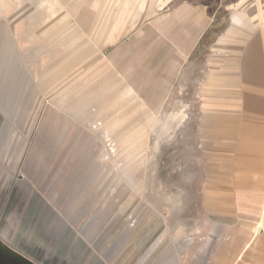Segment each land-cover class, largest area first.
<instances>
[{
    "label": "crops",
    "instance_id": "crops-1",
    "mask_svg": "<svg viewBox=\"0 0 264 264\" xmlns=\"http://www.w3.org/2000/svg\"><path fill=\"white\" fill-rule=\"evenodd\" d=\"M63 4L34 33L47 0H0L1 242L35 264H264V0H69V29ZM195 102L200 156L180 167L204 188L180 214L132 190L100 122L150 121L153 142Z\"/></svg>",
    "mask_w": 264,
    "mask_h": 264
},
{
    "label": "rangeland",
    "instance_id": "rangeland-1",
    "mask_svg": "<svg viewBox=\"0 0 264 264\" xmlns=\"http://www.w3.org/2000/svg\"><path fill=\"white\" fill-rule=\"evenodd\" d=\"M68 1L69 0H64L62 9L64 29H69L70 27L69 21H65L68 15L65 5ZM37 5L38 4H36V6ZM33 6L35 7V5L32 4V7ZM30 11L32 15L34 12H36V16L41 14L40 16L43 18L42 20H44H41V24H39V21L36 23L34 33L39 31L47 33L54 31L56 13L58 15L60 11L59 8H55V0H47V8L45 10L31 8ZM65 43L64 41V44ZM196 95L197 93H195V96ZM118 111H124L122 114H125V112L128 113L131 109L127 107V109L121 108L120 110H112L110 115L108 113L107 116H119L120 114L117 115L116 113ZM174 111V106H171L168 109L165 108L164 112L159 116L158 135L153 137V142L150 137V121L144 120L140 126H136V122L133 119H129V116L131 118L130 114H127L126 118L122 120L101 121L100 123L102 126H99L106 132V145L112 165H114L115 170L121 175L130 179L133 191L139 193L152 203L177 209V213L181 214L183 210L188 213H196V210L200 209L198 198L199 193H203L202 188H204L206 170H199L197 168L182 169L181 167L183 162H194L199 160L200 154L197 152L194 145L200 143V117H202L201 115L204 110H202V106H199L198 102L190 106L187 105L186 111L190 114L192 120L189 121L190 118H188L187 122L182 123L167 136L166 130L162 127V122L166 121L170 116L168 114H172ZM120 116L123 117V115ZM168 122H170L169 124L172 123V121ZM4 123H9V129L14 130L15 139H20L21 145H23V140L26 137L22 134L23 131L21 127H19V122L8 120V122ZM9 134L10 130L8 132V135ZM151 143L154 145L158 143V156H156V154L152 155L149 152ZM200 145H202V142ZM183 146L185 147L184 151H182ZM179 149L180 151L175 154L170 152ZM26 152L27 147H24L23 150L21 146L15 153L14 177L16 179L23 175L22 169ZM202 158L204 159V155H202ZM200 179L201 185L198 183ZM0 203L2 205V201H0ZM178 219L188 220V218L183 217H179ZM0 244H2L1 240ZM30 261H27V263L35 264Z\"/></svg>",
    "mask_w": 264,
    "mask_h": 264
},
{
    "label": "flooded vegetation",
    "instance_id": "flooded-vegetation-1",
    "mask_svg": "<svg viewBox=\"0 0 264 264\" xmlns=\"http://www.w3.org/2000/svg\"><path fill=\"white\" fill-rule=\"evenodd\" d=\"M0 264H28L27 260L13 254L11 248L0 244Z\"/></svg>",
    "mask_w": 264,
    "mask_h": 264
},
{
    "label": "water",
    "instance_id": "water-1",
    "mask_svg": "<svg viewBox=\"0 0 264 264\" xmlns=\"http://www.w3.org/2000/svg\"><path fill=\"white\" fill-rule=\"evenodd\" d=\"M27 261H30V260H28V259H26ZM31 262V261H30ZM32 263V262H31Z\"/></svg>",
    "mask_w": 264,
    "mask_h": 264
},
{
    "label": "bare ground",
    "instance_id": "bare-ground-1",
    "mask_svg": "<svg viewBox=\"0 0 264 264\" xmlns=\"http://www.w3.org/2000/svg\"><path fill=\"white\" fill-rule=\"evenodd\" d=\"M13 251V250H12ZM13 252H15V251H13ZM16 255V254H15ZM17 256V255H16Z\"/></svg>",
    "mask_w": 264,
    "mask_h": 264
}]
</instances>
